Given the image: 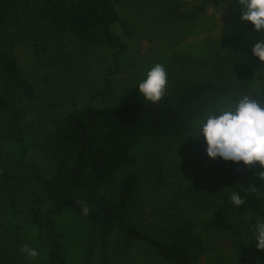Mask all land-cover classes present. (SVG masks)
I'll return each mask as SVG.
<instances>
[{
    "label": "trees",
    "instance_id": "16d2710c",
    "mask_svg": "<svg viewBox=\"0 0 264 264\" xmlns=\"http://www.w3.org/2000/svg\"><path fill=\"white\" fill-rule=\"evenodd\" d=\"M210 1L219 6L224 0ZM122 3L0 0V264H69V247L56 223L63 215L77 218L98 244L99 264L138 242L161 264H264V250L254 247V226L264 221V181L257 175L264 168L258 162L222 159L211 172L194 173L181 194L163 191L160 235L136 221L141 186L156 171L155 161L146 174L145 146L183 151L199 140L195 122L209 109L242 95L264 102V64L251 50L214 57L210 73L180 71L172 91L154 104L139 96L109 105L56 96L33 102L32 86L14 63L16 42L44 60L53 37L50 60L68 68L77 60H113L109 77L129 53V43L114 28L132 38ZM111 88L106 80L105 94ZM25 107L38 115L36 131ZM155 188L161 192L162 184ZM233 192L243 205L231 204ZM208 211L210 218L198 222ZM220 238L231 242V251L217 245ZM25 245L38 256L22 252Z\"/></svg>",
    "mask_w": 264,
    "mask_h": 264
},
{
    "label": "rangeland",
    "instance_id": "374dc122",
    "mask_svg": "<svg viewBox=\"0 0 264 264\" xmlns=\"http://www.w3.org/2000/svg\"><path fill=\"white\" fill-rule=\"evenodd\" d=\"M241 11L236 0H224L219 6H213L210 0H124L121 12L132 38L128 39L121 27L114 28L115 33L129 43V53L114 75L107 77L114 63L105 58L73 61L74 68H68L63 61L50 60L53 37L47 42L48 54L44 60H38L28 44L16 42L14 63L32 86L34 101H31L39 104L55 96L72 98L79 105H109L141 97L136 86L157 63L164 66L167 74L165 95L172 91L175 76L180 71L210 73L214 57L237 49L252 51L257 42H264L261 30L256 31L250 22L241 20ZM106 80L112 82V88L105 94ZM25 110L29 126L36 131L38 115L31 108L25 107ZM146 150L143 154L146 174L153 172L155 161L156 171L152 179L146 178L141 186V211L136 221L147 232L160 235L161 227L156 219L162 211L163 191L176 189L181 194L194 173L211 172L222 159L207 156L202 136L183 151L159 150L153 146H145ZM161 184L162 191L156 192L155 187ZM212 213L200 214L198 222L207 221ZM56 223L69 247V264H99L98 244L84 233L83 224L77 218L63 215ZM218 244L224 252L232 250L229 240L220 238ZM106 263L161 264L162 260L147 244L138 242L122 255L110 254Z\"/></svg>",
    "mask_w": 264,
    "mask_h": 264
},
{
    "label": "clouds",
    "instance_id": "9594fccd",
    "mask_svg": "<svg viewBox=\"0 0 264 264\" xmlns=\"http://www.w3.org/2000/svg\"><path fill=\"white\" fill-rule=\"evenodd\" d=\"M241 6V20L250 22L256 31L264 29V0H236ZM252 54L264 64V42H257ZM167 85V74L162 64L151 66L137 88L143 101L157 103L164 95ZM203 137L206 143V154L211 159L217 157L233 163L242 162L253 165L258 162L264 168V102L250 95H242L237 100H229L223 105L209 109L195 122V137ZM264 181V171L257 173ZM257 191L255 188L251 189ZM233 206L244 204L239 192L230 196ZM85 215L88 207L82 206ZM254 247L264 250V221L255 224ZM28 257L36 258L35 249L24 246L21 249Z\"/></svg>",
    "mask_w": 264,
    "mask_h": 264
}]
</instances>
